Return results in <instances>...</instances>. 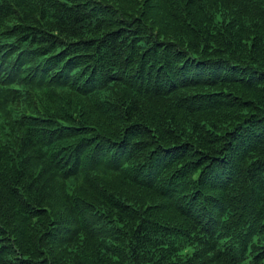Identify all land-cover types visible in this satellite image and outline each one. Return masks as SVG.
<instances>
[{
    "label": "trees",
    "instance_id": "trees-1",
    "mask_svg": "<svg viewBox=\"0 0 264 264\" xmlns=\"http://www.w3.org/2000/svg\"><path fill=\"white\" fill-rule=\"evenodd\" d=\"M0 264H264V0H0Z\"/></svg>",
    "mask_w": 264,
    "mask_h": 264
}]
</instances>
